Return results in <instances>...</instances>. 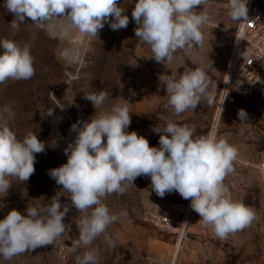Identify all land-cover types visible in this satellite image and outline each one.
Wrapping results in <instances>:
<instances>
[{
  "label": "rangeland",
  "instance_id": "rangeland-1",
  "mask_svg": "<svg viewBox=\"0 0 264 264\" xmlns=\"http://www.w3.org/2000/svg\"><path fill=\"white\" fill-rule=\"evenodd\" d=\"M135 2L118 0L129 17L126 29L112 30L110 22L114 17H109L98 37L88 38L72 30L64 40L51 37L47 25L38 27L29 18L18 29L12 28L14 15L0 0V39L14 40L21 48L28 46L35 68L31 79H9L0 84V126L6 124L19 139L32 133L45 143V151L36 154L35 172L28 181L9 178L12 186L0 197V220L12 209L26 215L27 206L47 205L56 193L61 195V204L70 208L64 219L66 230L52 244L10 260L0 256V264H77L76 256L86 250H72L79 236L81 214L72 207L69 194L48 173L67 162L64 149L76 136L72 125L79 121L82 126L96 111L86 95L101 90L108 93V98L97 112L116 103L126 104L131 117L126 131L144 136L150 146L159 147V134L152 129L165 127L167 120L194 125L195 136L214 133L234 145L238 156L234 171L224 183L234 200L254 210L256 219L226 239L217 238L210 227L199 221L190 200L177 192L161 198L152 190L150 177L140 176L134 184L125 183L123 194L113 193L102 201L119 219L105 234L115 242L114 247L109 246L105 235L90 246L98 251V264H264V119L238 83L221 113L217 111L240 21L229 17L228 0H206L196 7L198 13L209 16L200 29L202 44L193 50H177L171 61L161 64L151 58L150 46L135 37L136 24L131 16ZM257 3L264 8V0ZM65 50L75 59L66 58ZM197 67L205 71L213 85L217 84L213 102L209 104L206 97L202 98L195 110L176 115L167 106V93L158 76L164 73L179 79L187 69ZM6 105L11 108V116L4 112ZM240 109L248 116L243 121L237 118ZM70 134L74 136L71 141L67 140ZM176 206L189 209L182 239L181 234L158 226L155 220H183L176 214Z\"/></svg>",
  "mask_w": 264,
  "mask_h": 264
},
{
  "label": "clouds",
  "instance_id": "clouds-1",
  "mask_svg": "<svg viewBox=\"0 0 264 264\" xmlns=\"http://www.w3.org/2000/svg\"><path fill=\"white\" fill-rule=\"evenodd\" d=\"M206 0H136L132 20L135 37L150 46L156 62L171 61L177 50H193L202 44L201 27L209 20L206 12L196 7ZM248 0H228V15L233 21L247 20ZM4 7L14 15L11 27L18 29L29 18L38 27L47 25L53 38H65L70 31L95 38L109 17L112 30L126 29L129 17L118 0H4ZM0 84L11 79L28 80L35 75L34 57L30 48H21L14 40L0 39ZM63 55L75 59L69 51ZM160 86L167 93V106L176 115L195 110L202 98L211 104L217 84L213 85L200 68L187 69L179 79L159 74ZM213 91L209 92V88ZM96 109L82 126L72 125L75 140L64 149L67 162L49 170V176L69 194L72 207L81 214L77 225L79 236L73 252L77 264H98V251L90 247L119 219L102 202L110 194H123L125 183L134 184L140 176L151 179L152 190L163 198L177 192L190 200L204 225L214 236L226 239L230 234L249 227L256 219L251 208L230 195L224 181L234 171L238 151L226 139L213 133L195 136V126L166 121L163 128L153 127L159 134V147L150 146L148 139L126 129L131 124L126 104L116 103L102 109L108 93L86 95ZM224 102V101H223ZM11 116V108L4 107ZM240 109L237 118H247ZM45 151V143L28 133L19 139L6 124L0 126V197L12 186L9 178L28 181L35 172L36 154ZM61 195L54 194L47 205L26 208V215L12 209L0 220V256L5 260L52 244L66 230L64 219L70 208L61 204ZM109 246L115 242L105 235Z\"/></svg>",
  "mask_w": 264,
  "mask_h": 264
},
{
  "label": "built area",
  "instance_id": "built-area-1",
  "mask_svg": "<svg viewBox=\"0 0 264 264\" xmlns=\"http://www.w3.org/2000/svg\"><path fill=\"white\" fill-rule=\"evenodd\" d=\"M247 8L248 19H241L235 33L217 111L218 114L221 113L230 92L238 83L244 95L256 103V111L264 119V8L257 0H249ZM175 212L183 220L168 217L155 220L158 226L181 234L182 239L189 209L186 206H176Z\"/></svg>",
  "mask_w": 264,
  "mask_h": 264
},
{
  "label": "bare ground",
  "instance_id": "bare-ground-1",
  "mask_svg": "<svg viewBox=\"0 0 264 264\" xmlns=\"http://www.w3.org/2000/svg\"><path fill=\"white\" fill-rule=\"evenodd\" d=\"M61 39V38H60ZM64 40H66L67 38H63ZM75 53V52H74ZM75 56V55H74ZM52 138V137H51ZM74 138L73 134H70L67 136V140L71 141V139ZM53 139V138H52ZM62 140V139H61ZM63 141V140H62ZM74 141V140H73ZM66 142V141H65ZM63 144H64V141H63ZM173 264V263H172Z\"/></svg>",
  "mask_w": 264,
  "mask_h": 264
}]
</instances>
